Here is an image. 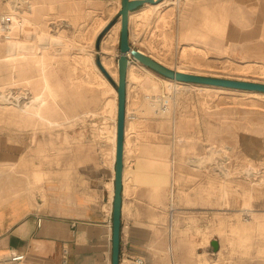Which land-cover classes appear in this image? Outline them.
Listing matches in <instances>:
<instances>
[{"label": "rangeland", "instance_id": "rangeland-1", "mask_svg": "<svg viewBox=\"0 0 264 264\" xmlns=\"http://www.w3.org/2000/svg\"><path fill=\"white\" fill-rule=\"evenodd\" d=\"M26 1L0 0V5H3L0 6V135L27 143L32 167L39 171V177L34 178V182H38L42 179L43 165L52 167L58 164L59 130L65 134L66 151L72 150L76 141L83 153L88 152L92 141L94 146L97 144L101 160L106 163L111 156L109 134L113 104L110 103L101 111L98 106L100 98L97 96L101 84L90 85L84 82L83 76L85 69L98 70L104 74L97 64V59L101 61L103 55H110L115 68L114 63H117L119 55L120 25L117 22L120 1L32 0L43 16L42 27H45V31L50 30V35L41 41L40 50L32 54L35 60L30 66L34 73L33 88L40 101L37 107L44 117L52 121L51 125L45 122V118L36 120L30 114H21L16 121L12 120L13 101L6 89L10 75L14 70L19 75L28 73L23 68L27 67L26 59L14 63L15 45H12L18 40L21 30L29 25L22 20L21 15H29ZM12 8L16 9L13 14L17 13L18 24L12 23L7 15ZM263 8L264 0H167L157 7L159 12L155 9L156 13L153 11L151 15L131 19L129 41L132 46L148 51L170 67H175L176 62L186 66L185 72L264 82V72L243 73L231 67L235 61L244 60L262 63L263 67ZM210 15L215 28L207 27L204 22ZM186 17L190 24L187 29ZM230 18L235 21L238 19V24L249 31L240 36L241 29L236 28ZM28 29L27 34L35 36V28ZM190 43L205 48L202 52L197 48L194 51ZM86 54H90L91 64L86 65L78 58ZM204 54L206 56L202 58ZM195 57L199 58L201 66L194 62L197 59ZM131 63L134 79L130 73L126 85L125 118L128 121L129 143L125 159V193L136 194L144 186L141 195L148 201L149 218L152 219L157 238L164 243L167 255V246L176 250L177 264H264V99L254 97L246 92L252 90L243 88L212 85L224 87V90L205 94L196 89L194 82L179 81L169 87L164 80L166 76L150 68L148 71L147 66L137 59ZM108 72L110 77L104 75L115 87V72ZM152 80L159 85L155 96L162 99V104L168 103L169 111L154 109L147 99L148 92L140 88L139 81L148 84ZM108 93L113 95L110 89ZM7 98L10 100L7 101ZM105 123L104 128L102 125ZM74 133L76 137H73ZM42 140L45 141L42 143ZM44 145L46 148L42 150ZM146 145L154 152L146 151ZM162 148L165 149L163 153ZM47 152L50 153L49 157ZM149 155L166 159L162 161L166 171L158 180L155 179V173L149 170L154 164V159ZM172 158H175L174 164L171 163ZM174 167L178 172L173 170ZM224 168L229 171L227 176L222 174ZM171 175H174L173 179ZM220 181L227 186L223 199L218 195L222 184ZM154 184L157 185V195L152 194ZM240 221L250 224H247L248 231L251 230L248 238L240 236ZM256 221L263 226V231L258 228V223L255 224ZM212 239H217L220 247L215 249L211 244ZM257 248L263 251L259 250L258 254Z\"/></svg>", "mask_w": 264, "mask_h": 264}, {"label": "crops", "instance_id": "crops-1", "mask_svg": "<svg viewBox=\"0 0 264 264\" xmlns=\"http://www.w3.org/2000/svg\"><path fill=\"white\" fill-rule=\"evenodd\" d=\"M22 141L0 135V264H112L114 159L101 160L92 141L88 152L76 141L66 151L59 130L58 164L43 165L41 181L34 182L32 158ZM124 188L122 179L118 264H136L137 256L144 264H177L176 250L167 246V255L157 238L141 195L144 186L136 194Z\"/></svg>", "mask_w": 264, "mask_h": 264}, {"label": "bare ground", "instance_id": "bare-ground-1", "mask_svg": "<svg viewBox=\"0 0 264 264\" xmlns=\"http://www.w3.org/2000/svg\"><path fill=\"white\" fill-rule=\"evenodd\" d=\"M72 1V0H71ZM120 1V0H119ZM164 1H167V0H160V1H158L157 3H151V2H145L144 3V5H142V6H140L139 8H137V9H133V10H131L130 12H129V29L131 28V19L132 18H134L135 16L136 17H138V16H140V17H142L143 15H146V14H152L153 13V11L156 9V10H158V12H159V10L160 9H157V7L159 6V5H161V3H163ZM256 1V0H255ZM11 2V1H10ZM36 2H37V0H36ZM46 2H47V0H46ZM258 2V1H257ZM4 3V2H3ZM25 3V2H24ZM26 3H27V9H26V11L28 12V14L29 15H27V16H24L23 14H21L23 17V21H25V23H27V25H28V28H32V29H34L35 28V32H34V34H35V36L33 35V36H29L28 34H27V31H26V29L27 30H29L28 28H21L22 30H21V33H20V35H19V38H18V40L14 43V44H12L13 46L15 45V49H13L14 50V52H13V55L15 56V62L14 63H16L18 60H20V59H26V63H27V67L26 66H24L23 68H25L26 69V71L28 72V73H25L24 75H19L17 72H16V70H14L12 73H11V75H10V82H9V85H8V87L6 88L7 89V93H8V95H9V97H10V99L13 101V106L11 105V108H12V120L13 121H16L17 120V118L20 116L21 117V114H26V116L27 115H32L36 120H39V119H43V118H45L44 120H45V122L47 123V124H49V125H51L50 123L52 122L49 118H46V117H44L43 115H42V113L39 111V108L37 107V105H39V103H37L38 101H39V96H38V94L34 91V88H33V83H34V80H33V74L34 73H32V69H31V67L32 66H30V64L32 63V61L33 60H35L34 58H35V55H33L32 56V54L33 53H35V52H37V51H39L40 50V48H41V41H43V39H45L46 37H48L50 34V30L49 31H45L44 30V28L45 27H42V18H43V16L38 12V9H37V7L35 6L36 4H34V2L32 1V0H27L26 1ZM44 3H45V1H44ZM166 3V2H165ZM251 3V2H250ZM8 4V3H7ZM11 4V3H10ZM15 4H16V2H15ZM15 4L13 5V6H15ZM46 4V3H45ZM53 5V4H52ZM257 5H258V3H257ZM260 5V4H259ZM262 5V7H263V4H261ZM0 6H3L2 4L0 5ZM12 5H11V7H13ZM16 6H17V4H16ZM15 6V7H16ZM18 6H19V3H18ZM38 6V5H37ZM119 6H120V2H119ZM252 6V5H251ZM10 7V6H9ZM39 7V6H38ZM48 7V6H47ZM50 7V6H49ZM55 7V6H54ZM5 8V7H4ZM25 8V7H24ZM160 8V7H159ZM257 8V7H256ZM6 9V8H5ZM48 9V8H47ZM184 9V8H183ZM264 9V8H263ZM6 10H8V9H6ZM15 10L16 9H14L13 10V8L12 9H10L8 12H9V14H7V15H9V20L12 22V21H14V23L16 22V24H18L17 23V17H16V15H17V13H16V15H14L13 14V12H15ZM71 10V9H70ZM212 10V9H211ZM236 10V9H235ZM4 11V10H3ZM18 11V10H17ZM47 11V10H46ZM214 11V10H213ZM216 11V10H215ZM241 11V10H240ZM6 12V11H5ZM19 12V11H18ZM155 13H156V11H154ZM162 12V11H161ZM236 12H238V11H236ZM263 12V11H262ZM261 12V14L263 15V13ZM7 13V12H6ZM42 13V12H41ZM155 13H154V15H155ZM163 13V12H162ZM233 13V12H232ZM1 14H3V13H1ZM5 14V13H4ZM51 14V13H50ZM150 14V15H151ZM214 14V13H213ZM216 14V13H215ZM229 14V13H228ZM53 15V14H52ZM240 15V14H239ZM243 15V14H242ZM49 16V12L47 13V17ZM214 16V15H213ZM230 16V15H229ZM46 17V18H47ZM52 17V16H51ZM150 17V16H149ZM152 17H153V15H152ZM207 17V16H206ZM236 17V16H235ZM238 17V16H237ZM242 17V16H241ZM263 17V16H262ZM19 19H20V17H18ZM50 18V17H49ZM45 19V18H44ZM206 19V21H204L205 23H206V26L207 27H212V28H215L216 27V25L212 22L214 19H213V17H211V15L209 16V17H207V18H205ZM229 18H227V20H228ZM21 20V19H20ZM20 20H18V21H20ZM140 20V19H139ZM238 20V19H237ZM235 21V20H233V18L231 19L230 18V21L233 23V25L234 26H236V28H238V29H241V33H240V36H242L245 32H247V31H249V30H245V28L242 26L241 27V25H239L238 24V21ZM262 20H263V18H262ZM51 21V20H50ZM44 22V21H43ZM1 23V22H0ZM13 23V22H12ZM118 26L120 25V22H119V20H118ZM261 23V22H260ZM5 24V23H4ZM7 24V23H6ZM22 24V23H21ZM229 24H231V23H229ZM229 24H227V25H229ZM44 25V24H43ZM116 25V24H115ZM14 26H17V25H14ZM19 26V25H18ZM205 26V25H204ZM21 27V26H20ZM25 27H27V26H25ZM47 27H49V25L47 26ZM18 28V27H17ZM234 28V27H233ZM242 28H243V30H242ZM262 28V27H261ZM6 29V28H5ZM19 29V28H18ZM18 29H17V31H18ZM251 29H253V28H251ZM9 31H10V28L8 29ZM15 30V29H14ZM31 30V29H30ZM131 30V29H130ZM193 31V30H192ZM20 32V31H19ZM49 32V33H48ZM187 32V31H186ZM255 32V31H254ZM193 33V32H192ZM201 33V32H200ZM250 33V32H249ZM15 34V33H14ZM19 34V33H18ZM55 33H53V35H54ZM191 34V33H190ZM17 35V34H16ZM1 36V35H0ZM201 36H202V33H201ZM63 37V36H62ZM110 37V36H109ZM5 38V37H4ZM66 38V37H65ZM7 39V38H6ZM8 39H11L10 37H8ZM14 39H15V37H14ZM69 39V38H68ZM202 40V39H201ZM71 42H73V41H71ZM57 43V42H56ZM148 43V42H147ZM11 45V46H12ZM105 45V44H104ZM102 46V45H101ZM107 46V45H106ZM190 47L192 46L193 48H194V51H195V48H197V49H199L200 51L201 50H204V46H202V45H200V44H197V43H190V45H189ZM52 47V46H51ZM190 47H189V49H190ZM191 47V48H192ZM55 48V47H54ZM57 48V47H56ZM59 48V47H58ZM103 48V47H102ZM106 48V47H105ZM109 48V47H108ZM152 49V48H151ZM196 49V50H197ZM56 50V49H55ZM59 50V49H58ZM103 50V49H102ZM139 50H141L140 48H139ZM191 50V49H190ZM104 51H106V50H104ZM103 51V52H104ZM142 51V50H141ZM185 51V50H184ZM189 51V50H188ZM198 51V50H197ZM42 52V51H41ZM187 52V51H186ZM202 52V51H201ZM203 52H205V51H203ZM56 53V52H55ZM65 53V52H64ZM108 53V52H107ZM180 53V52H179ZM182 53H184V52H182ZM190 53H192V52H190ZM199 53V52H198ZM197 53V54H198ZM153 54V53H152ZM194 54H196L195 52H194ZM206 54V53H205ZM202 55V58H203V56H206V55ZM88 55H90V54H86V55H81V56H79L78 58L80 59L81 58V60L87 65V64H91V61H90V59H89V56ZM182 55V54H181ZM187 55H188V52H187ZM186 55V56H187ZM192 55V54H191ZM201 55V54H200ZM110 55H103V57H102V64L105 66V68L108 70V71H110V70H112V71H114L115 72V75H116V77H117V75H118V73H117V66H116V64L117 63H114V66H115V68L113 67V63H112V60H111V58L109 57ZM185 56V57H186ZM193 56V55H192ZM195 56H197V55H195ZM182 57V56H181ZM184 57V56H183ZM199 57V56H198ZM201 57V56H200ZM29 58H31V59H29ZM57 58V57H56ZM65 58V57H64ZM91 58V57H90ZM195 58H197V57H195ZM27 59H28V61H27ZM187 59V58H186ZM198 59V60H197ZM197 59H194V62H196V63H198V65H199V58H197ZM11 60H12V58H11ZM203 60V59H202ZM201 60V61H202ZM30 61V62H29ZM191 61V60H190ZM45 62V61H44ZM181 62H183V61H181ZM194 62H192V63H194ZM203 62V61H202ZM234 62V61H233ZM233 62H231L232 64H233ZM236 62V61H235ZM234 62V64L232 65V64H230V65H232L231 67L233 68V70L235 69V70H237L238 72L240 71V72H243V73H255V72H260V74L262 73V72H264L263 71V68H264V65H263V67H262V63L260 64V63H256V62H254V61H249V60H244V61H241V62H236L235 63ZM33 63H34V61H33ZM32 63V64H33ZM12 64H13V62H12ZM28 64H29V66H28ZM203 64V63H202ZM229 64H227V65H229ZM111 65H112V67L114 68V69H112L111 68ZM197 65V64H196ZM131 66H132V63L130 62L129 63V65H128V68H127V80L130 78L129 77V75H131L130 73H132L131 72ZM199 66H201V65H199ZM186 67V66H185ZM182 64H180V63H177L176 62V64H175V69H177L178 71H184V68H185ZM228 68V67H227ZM39 69V68H38ZM143 69H145V68H143ZM147 70L149 71L150 69H149V67H147ZM146 70V71H147ZM232 70V69H231ZM10 71V70H9ZM23 71V70H22ZM40 71V70H39ZM38 71V72H39ZM141 71V70H140ZM236 71V72H237ZM234 72V71H233ZM37 74V73H36ZM39 74V73H38ZM46 74H47V72H46ZM148 74V73H147ZM48 75V74H47ZM47 75H46V77H47ZM152 75V74H151ZM256 75V74H255ZM38 76V75H37ZM134 75H133V73H132V76L131 77H133ZM149 76V75H148ZM84 82L86 81L87 83H89L90 85H92V84H94V83H96V84H101V85H99V86H101V89L99 90V93H98V95L97 96H99V98H100V102H99V109H101V111H104L105 110V108H106V106L107 105H109L110 103H112L113 104V110H114V114H113V120H112V127H110V137H111V159H114V157H115V137H116V115H117V91H116V88L111 84V82L106 78V76L102 73V72H100V71H98V70H87V69H85V71H84ZM144 77H145V75H144ZM150 77V76H149ZM137 78L139 79V77H138V75H137ZM142 78V77H141ZM151 78V77H150ZM133 79H134V77H133ZM152 79V78H151ZM150 79V80H151ZM165 83H166V85H169V87H173L174 85H176L177 84V82H179V81H182V80H178V79H175V78H171V77H166L165 79ZM46 81V80H45ZM147 81V80H146ZM182 82H184V81H182ZM186 82H193V81H186ZM48 83V82H47ZM45 84H46V82H45ZM192 84V83H191ZM194 84H196V89H198L200 92H203V93H205V94H208V92H215V91H219V90H224L223 88L224 87H213L212 85L213 84H208V83H199V82H194ZM17 85V86H16ZM38 86V85H37ZM49 86V85H48ZM138 86V85H137ZM139 86H140V88L142 89V90H145L146 92H148L147 93V99H148V101H149V103H150V105L152 106V107H154V109H157V110H159L160 109V111L162 112L164 109H167V107L169 106L168 105V103H164V104H162L161 103V101H162V99H158L157 98V96H155V92H157L158 90H159V85H158V83L155 81V80H152L150 83H148V84H144L142 81L140 82L139 81ZM218 86V85H217ZM219 86H221V85H219ZM168 87V86H167ZM166 87V88H167ZM47 88V87H46ZM139 88V89H140ZM235 88V87H234ZM1 89V88H0ZM108 89H110L112 92H113V95L111 96L109 93L107 94V90ZM176 89H178V88H176ZM241 89V88H240ZM244 89V88H243ZM53 90V89H52ZM249 90H252V91H246V92H249V94H253V96L254 97H259V98H262V99H264V91H259V90H254V89H249ZM212 92V93H213ZM143 93V92H142ZM159 93V92H158ZM217 92H215V93H213V94H216ZM4 94H6L5 92H4ZM140 94V93H139ZM248 94V95H249ZM7 95V94H6ZM72 95V94H71ZM159 95V94H158ZM42 96V95H41ZM75 96V95H74ZM146 97V96H145ZM165 97V96H164ZM200 97H201V95H200ZM207 97V96H206ZM51 98H52V96H51ZM73 98V97H72ZM9 98H7V101H9L8 100ZM53 99V98H52ZM207 99V98H206ZM47 100V99H46ZM112 100V101H111ZM3 101V100H2ZM260 101V100H259ZM40 102V101H39ZM0 103H2L1 102V100H0ZM7 102H5V104H6ZM41 103H43V102H41ZM148 103V104H149ZM205 103V102H204ZM207 103V102H206ZM205 103V104H206ZM46 104V103H45ZM98 104V103H97ZM208 104V103H207ZM214 104V103H213ZM29 105V106H28ZM48 105V104H47ZM43 106H45V105H43ZM97 106V107H98ZM149 106V105H148ZM210 106V105H209ZM8 107H10V106H8ZM46 107V106H45ZM96 107V106H95ZM4 107H2V109H3ZM42 108V107H41ZM169 108V107H168ZM1 109V108H0ZM52 110V109H51ZM97 110V109H96ZM168 110V109H167ZM167 110H165L166 112H167ZM164 111V112H165ZM169 111V110H168ZM11 114V113H10ZM166 114V113H165ZM166 117V116H165ZM10 118V117H9ZM7 119V118H6ZM5 119V120H6ZM20 119V118H19ZM11 120V119H10ZM18 121H20V120H18ZM33 122H36V121H33ZM44 122V123H45ZM173 123H174V121H172ZM58 123V122H57ZM23 124V123H22ZM56 124V123H55ZM103 124V123H102ZM106 125V123L104 124V125H102L104 128L106 127L105 126ZM101 126V127H102ZM44 127H47V126H45L44 125ZM42 128V127H41ZM127 128H128V121H127V119L125 118V134H124V150H123V161H124V163H125V159H126V155H127V151H128V147H127V143H129V142H127L128 140H127ZM109 130V129H108ZM108 130H106V132H107V134H108ZM251 136H252V133H251ZM181 139V138H180ZM174 141V140H173ZM9 142V141H8ZM179 142V141H178ZM209 143H211V142H209ZM130 148V147H129ZM146 151H148V152H154V151H152L151 150V148H149L148 149V145H146V147L144 148ZM218 151V150H217ZM163 152H165V149L164 148H162L161 149V153H163ZM216 152V151H215ZM222 152V151H221ZM254 152H255V150H254ZM258 152V151H257ZM224 153V152H223ZM256 153V152H255ZM217 155V154H216ZM148 157H152L153 159H154V164L152 165V167L149 169L151 172H154L155 173V175H156V177H155V179H159L164 173H165V171H166V168L162 165V161H166V159L165 158H163V157H155L154 155H149ZM225 158V157H224ZM223 158V159H224ZM175 159V158H174ZM174 159L172 158V160H171V163L172 164H174ZM218 159V157L216 158V160ZM113 161V160H112ZM179 161V160H178ZM264 161V160H263ZM17 162V161H16ZM175 162H176V160H175ZM221 162V161H220ZM18 163V162H17ZM123 163V164H124ZM176 163H178V162H176ZM181 164V163H180ZM1 165V164H0ZM3 165V164H2ZM216 165H219V164H217L216 163ZM4 166V165H3ZM2 166V167H3ZM26 166V165H25ZM151 166V165H150ZM23 167V166H22ZM220 167V166H219ZM5 168V167H4ZM3 168V169H4ZM17 168V167H16ZM178 169H179V167H177ZM217 168V167H216ZM222 168V167H221ZM10 170H12L11 168H9ZM15 169V168H14ZM19 169V168H18ZM20 169H22L21 167H20ZM26 169V168H25ZM147 169V168H146ZM174 169H176L175 167L173 168V170ZM7 170V169H6ZM148 170V171H149ZM177 170V169H176ZM219 170H220V168H219ZM9 171V170H8ZM16 171V170H15ZM17 171H19V170H17ZM27 171H28V169H27ZM27 171H26V174H27ZM31 171V170H30ZM126 171H127V168H126V166L123 168V177H122V179H123V181L125 182V176H126ZM145 171V170H144ZM13 172V171H12ZM146 172H147V170H146ZM150 172V173H151ZM177 172H178V170H177ZM218 172H221V171H218ZM228 169H223L222 170V174L223 175H226L227 176V174H228ZM1 173H2V171H1ZM4 173V172H3ZM8 173V172H7ZM10 173V172H9ZM23 173V172H22ZM25 173V172H24ZM114 173V172H113ZM148 173V172H147ZM180 173V172H179ZM236 173V172H235ZM181 174V173H180ZM8 175V174H7ZM12 176V175H11ZM23 176V175H22ZM33 176H34V178H37V177H39V171L37 170V169H33ZM185 176V175H184ZM236 176V175H235ZM6 177V176H5ZM153 177V176H152ZM151 177V178H152ZM164 177H166V176H164ZM167 177H169V176H167ZM166 177V178H167ZM258 177V176H257ZM174 178V175H171V179H173ZM6 179V178H5ZM154 179V180H155ZM163 179H165V178H163ZM163 179H161V180H163ZM232 179H233V177H232ZM231 180V179H230ZM156 181V180H155ZM214 181V180H213ZM216 181V180H215ZM263 181V180H262ZM157 182V181H156ZM221 182V181H220ZM211 183V182H210ZM217 183H218V181H217ZM222 183V182H221ZM158 184V183H157ZM27 185V184H26ZM124 185V184H123ZM161 185H162V183H161ZM210 185V184H209ZM256 185V184H255ZM19 186V185H18ZM217 186H219L218 184H217ZM221 187H220V194H218V195H220V197L219 198H221L222 197V199H223V196H225V194H226V188H227V186H225L224 185V183H222L221 185H220ZM232 186H233V184H232ZM14 187V186H13ZM38 187V186H37ZM41 188V187H40ZM207 188V187H206ZM229 188V187H228ZM173 189V188H172ZM215 189V188H214ZM42 190V189H41ZM216 190V189H215ZM237 190V189H236ZM8 191V190H7ZM30 191H31V189H30ZM159 191V190H158ZM212 191V190H211ZM27 192V191H26ZM216 192V191H215ZM21 193V192H20ZM160 193V192H159ZM212 193V192H211ZM9 194V193H8ZM152 194H154V195H157L158 193H157V185L156 184H154V193H152ZM183 194H184V192H183ZM214 194V193H213ZM14 195V194H13ZM13 195H11V196H13ZM22 195V194H21ZM172 195H173V190H172V192H171V197H172ZM182 195V194H181ZM232 195V194H231ZM4 196V195H3ZM20 196V195H19ZM19 196H17V197H19ZM185 196V195H184ZM215 196V195H214ZM23 197V196H22ZM21 197V198H22ZM32 197V196H31ZM30 197V198H31ZM3 198V197H2ZM6 198V197H5ZM216 198V197H215ZM4 199V198H3ZM9 199H11V198H9ZM188 199V198H187ZM234 199H235V197H234ZM7 200V199H6ZM6 200H5V202L4 203H6ZM215 200V199H214ZM228 200V199H227ZM230 200V199H229ZM30 201V200H29ZM221 201V200H220ZM234 201V200H233ZM170 202V201H169ZM215 203V202H214ZM221 203H222V201H221ZM231 203V202H230ZM28 204V203H27ZM225 204V203H224ZM29 205H31V204H29ZM227 205V204H226ZM229 206V205H228ZM231 206V205H230ZM229 206V207H230ZM223 207V206H222ZM221 207V208H222ZM220 208V207H219ZM226 209V208H225ZM230 209V208H229ZM224 210V209H223ZM220 212V211H219ZM224 212V211H223ZM227 212V211H226ZM229 212V211H228ZM230 212H232V211H230ZM229 212V213H230ZM234 212V211H233ZM236 212V211H235ZM215 213H216V211H215ZM228 214V213H227ZM237 214V213H236ZM219 215V214H218ZM221 215V214H220ZM224 215H226L225 213H224ZM234 216V215H233ZM236 216V215H235ZM240 216V215H239ZM223 218V217H222ZM232 218H235V217H232ZM244 218V217H243ZM248 218V217H247ZM227 219V218H226ZM237 219V218H236ZM253 219V218H252ZM242 220V219H241ZM262 220V219H261ZM221 221H223V219L221 220ZM227 221V220H226ZM230 221V220H229ZM231 221H232V219H231ZM238 221V220H237ZM219 222H220V220H219ZM238 223V222H237ZM250 223V222H249ZM253 223V222H252ZM256 223H258L257 221L255 222V224ZM219 224V223H218ZM238 224H240L239 226H240V230H241V234H240V236L241 237H247L248 238V236H250L249 235V233L248 232H250L251 230H249L248 231V227H247V222L245 223V222H239ZM264 224V223H263ZM236 224H234L233 225V227L235 226ZM248 225H250V224H248ZM219 226V225H218ZM217 226V227H218ZM239 226H237V227H239ZM256 226V225H255ZM257 226H258V228L259 229H263V226L260 224V223H258L257 224ZM220 227V226H219ZM230 227H231V225H230ZM174 228V227H173ZM235 228V227H234ZM257 228V229H258ZM224 229V228H223ZM238 229V230H239ZM250 229V228H249ZM253 230H254V228H252ZM255 229H256V227H255ZM235 230V229H234ZM234 230H232V231H234ZM259 231V230H258ZM263 231V230H262ZM235 232H238V231H235ZM260 232V231H259ZM233 233V232H232ZM251 233V232H250ZM252 233H254V232H252ZM173 234V233H172ZM258 234V233H257ZM236 235V234H235ZM238 235V234H237ZM255 235H256V233H255ZM264 236V235H263ZM171 237V236H170ZM173 237V236H172ZM225 237V236H224ZM258 237H259V234H258ZM251 238V237H250ZM252 238H253V236H252ZM171 240V239H170ZM230 243H232V241L230 242ZM171 245V244H170ZM220 244H219V242H218V247H220L219 246ZM244 245V244H243ZM249 245V244H248ZM254 245V244H253ZM240 246V245H239ZM217 247V248H218ZM245 250V249H244ZM248 250V249H247ZM257 250L259 251H263V250H261V249H258L257 248ZM260 251H259V253L258 254H260ZM217 252H219V251H217ZM246 252V251H245ZM244 252V253H245ZM248 252V251H247ZM22 259V258H21ZM25 260V259H24ZM20 264H22V263H20Z\"/></svg>", "mask_w": 264, "mask_h": 264}, {"label": "water", "instance_id": "water-1", "mask_svg": "<svg viewBox=\"0 0 264 264\" xmlns=\"http://www.w3.org/2000/svg\"><path fill=\"white\" fill-rule=\"evenodd\" d=\"M160 0H120L119 20V55L117 57V80L114 82L117 91V115H116V137H115V158H114V192L112 204V264L119 261L120 243V214L122 201V177H123V150L125 134V114H126V85L127 68L130 63L129 57L137 59L147 67L158 73L182 81H193L208 83L226 87L254 89L264 91V82L242 80L226 77L209 76L185 71H178L161 61L155 59L150 54L139 50L130 44L129 41V12L145 2L157 3ZM97 64L107 77L109 72L97 59ZM211 244L217 249V239H212Z\"/></svg>", "mask_w": 264, "mask_h": 264}, {"label": "built area", "instance_id": "built-area-1", "mask_svg": "<svg viewBox=\"0 0 264 264\" xmlns=\"http://www.w3.org/2000/svg\"><path fill=\"white\" fill-rule=\"evenodd\" d=\"M129 61L132 62V61H134V59L132 57H129ZM38 222H40L39 219H38ZM133 261L136 264H144V262H145V260L142 257H140V256L134 257L133 258Z\"/></svg>", "mask_w": 264, "mask_h": 264}]
</instances>
